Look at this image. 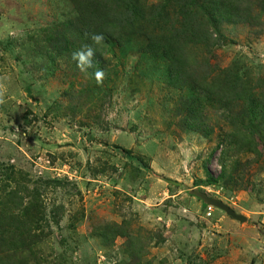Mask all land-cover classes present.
<instances>
[{
	"label": "rangeland",
	"instance_id": "obj_1",
	"mask_svg": "<svg viewBox=\"0 0 264 264\" xmlns=\"http://www.w3.org/2000/svg\"><path fill=\"white\" fill-rule=\"evenodd\" d=\"M100 33L122 41L97 83L72 54ZM249 98L264 112V0H0V203L26 208L0 264H264Z\"/></svg>",
	"mask_w": 264,
	"mask_h": 264
},
{
	"label": "trees",
	"instance_id": "obj_2",
	"mask_svg": "<svg viewBox=\"0 0 264 264\" xmlns=\"http://www.w3.org/2000/svg\"><path fill=\"white\" fill-rule=\"evenodd\" d=\"M127 7H128V4H127ZM130 8L131 9L129 11L134 13L133 17L134 18H140V17L136 16V13H139L137 11L138 9H136L135 6H131ZM191 8H194V12H192L191 15H195V11L197 9L200 10V11L205 12L207 15L208 14L212 15L211 11H208L207 8H203L202 5H198L196 2H193ZM140 13H142V12H140ZM208 16H210V15H208ZM110 22L120 24V21L111 20ZM100 23L108 24L107 20L106 21H100L99 24ZM212 24H213V22H212ZM100 34L104 36V40L102 41V43L100 45H93L94 50H95V54H94V57H93L94 67L88 70L90 73L93 72L94 70H97V67H100L102 65V63H103V57H102L103 48H111L113 46H121L122 38L119 35L115 36V34H113V33H100ZM173 38H174L173 35H170L169 38H166V36H160L159 38L156 39V42H154V40L152 38L151 43H154L157 47L160 48L161 47L160 45L163 43V41H164V45L163 46H166L167 44L169 45L170 41ZM89 44H92L90 39L89 40H84L82 46L89 45ZM82 46L80 47V49L82 48ZM170 56H172V55L170 54ZM235 82H236V80H235ZM233 83L234 82L232 81V84ZM247 100H248L247 102L250 103V111L252 113V116H254L256 118H261L262 115H264V112H263V107L260 105V103H257L252 98H249ZM211 182H213V179L208 176V178L206 180V184H210ZM7 207L8 206H5V201H3V202L1 201V203H0V231H1V225L2 224H6V225H4L3 228L6 227L5 230L8 231L11 234L12 230L9 229V228H12V227L9 226L7 221L8 220L14 221L15 219L19 220V219L25 217V211L24 210L26 208L25 207L21 208L20 209L21 212H18L19 214L15 217L13 215L14 211L7 210ZM25 248L26 249H30V245L28 244L27 246H25ZM2 253H3V251H2V249L0 247V256H1Z\"/></svg>",
	"mask_w": 264,
	"mask_h": 264
},
{
	"label": "clouds",
	"instance_id": "obj_3",
	"mask_svg": "<svg viewBox=\"0 0 264 264\" xmlns=\"http://www.w3.org/2000/svg\"><path fill=\"white\" fill-rule=\"evenodd\" d=\"M89 39L91 40L92 44L84 45L81 49L73 52L72 54L73 61L76 62L77 67L82 72H87L89 69L94 67L93 57L95 50L93 45H100L104 40V36L101 34H93L89 37ZM93 75L96 82L100 83L104 76V72L103 70H96Z\"/></svg>",
	"mask_w": 264,
	"mask_h": 264
},
{
	"label": "water",
	"instance_id": "obj_4",
	"mask_svg": "<svg viewBox=\"0 0 264 264\" xmlns=\"http://www.w3.org/2000/svg\"><path fill=\"white\" fill-rule=\"evenodd\" d=\"M191 194L203 203H205L207 206L223 211L228 217L232 218L233 220L239 223H243L246 221V217L235 213L228 205L216 198L210 197L207 194L202 193L198 190L192 191Z\"/></svg>",
	"mask_w": 264,
	"mask_h": 264
},
{
	"label": "built area",
	"instance_id": "obj_5",
	"mask_svg": "<svg viewBox=\"0 0 264 264\" xmlns=\"http://www.w3.org/2000/svg\"><path fill=\"white\" fill-rule=\"evenodd\" d=\"M208 210H211V207L208 206Z\"/></svg>",
	"mask_w": 264,
	"mask_h": 264
}]
</instances>
